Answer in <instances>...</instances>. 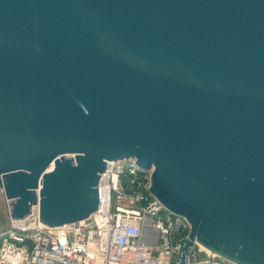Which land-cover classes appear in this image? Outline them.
Returning <instances> with one entry per match:
<instances>
[{
  "label": "water",
  "instance_id": "95a60500",
  "mask_svg": "<svg viewBox=\"0 0 264 264\" xmlns=\"http://www.w3.org/2000/svg\"><path fill=\"white\" fill-rule=\"evenodd\" d=\"M125 160L188 221L178 264H264V0H0L10 220L87 217Z\"/></svg>",
  "mask_w": 264,
  "mask_h": 264
},
{
  "label": "built area",
  "instance_id": "2783aa9c",
  "mask_svg": "<svg viewBox=\"0 0 264 264\" xmlns=\"http://www.w3.org/2000/svg\"><path fill=\"white\" fill-rule=\"evenodd\" d=\"M150 173L134 160L106 161L92 213L48 226L33 207L0 229V264H178L190 226L149 193ZM185 251V264H237L196 240Z\"/></svg>",
  "mask_w": 264,
  "mask_h": 264
},
{
  "label": "rangeland",
  "instance_id": "374dc122",
  "mask_svg": "<svg viewBox=\"0 0 264 264\" xmlns=\"http://www.w3.org/2000/svg\"><path fill=\"white\" fill-rule=\"evenodd\" d=\"M10 223V218L8 215V210L5 202V198L0 189V229L8 226Z\"/></svg>",
  "mask_w": 264,
  "mask_h": 264
}]
</instances>
